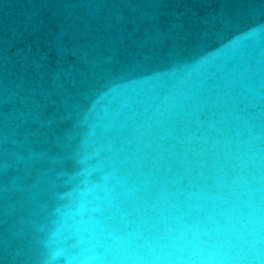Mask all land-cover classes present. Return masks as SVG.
I'll use <instances>...</instances> for the list:
<instances>
[{
    "label": "water",
    "instance_id": "1",
    "mask_svg": "<svg viewBox=\"0 0 264 264\" xmlns=\"http://www.w3.org/2000/svg\"><path fill=\"white\" fill-rule=\"evenodd\" d=\"M0 264H264V0H0Z\"/></svg>",
    "mask_w": 264,
    "mask_h": 264
}]
</instances>
